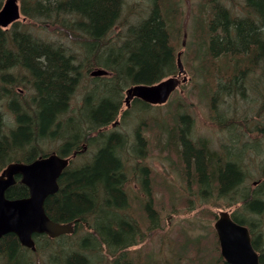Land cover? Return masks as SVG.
<instances>
[{"label":"trees","instance_id":"trees-1","mask_svg":"<svg viewBox=\"0 0 264 264\" xmlns=\"http://www.w3.org/2000/svg\"><path fill=\"white\" fill-rule=\"evenodd\" d=\"M19 2L25 21H17L8 29L0 27V173L6 163H31L47 156L48 144H57L52 151L60 157L71 155L82 143L93 146L97 150L90 163L67 167L59 179L58 192L45 204L55 222L72 224L80 218L92 231L78 242L69 235H36L35 252L24 247L16 235H4L0 239V264H35V255L41 252L46 253L47 264H97L103 257L102 253L98 256L102 250L111 258L110 264H136L124 253L141 241L139 223L127 214L131 204L126 188V155L132 151L142 160L147 141L141 131L142 121L134 129L132 144L123 132H105V128L121 115L119 98L125 87L153 85L178 74L181 23L176 2L150 0L145 17L116 39L109 35L120 24L126 0ZM3 3L0 0V9ZM242 5L239 15L215 0H202L193 34L197 43L193 49L197 61L194 70L201 80L197 86L209 103L212 119L228 128V143L217 151L207 138L197 139L194 118L182 108L176 110L167 143L179 156L184 179L196 184L202 200L214 197L229 207L239 206L231 213L232 218L250 229L260 252V264H264V236L260 231L264 178L254 188L245 186L248 173L241 158L246 145L233 138L229 129L233 120L226 119L218 109L219 102L246 99L247 91L252 90L260 98V113L264 114V0H243ZM49 30L55 39L67 38L66 45L55 46L37 35ZM84 67L88 71L103 68L109 75L93 77L94 87L85 92L75 111L72 101ZM21 85L31 92L30 98L24 96ZM133 105L147 112L152 108L138 99ZM129 114L126 110L122 116L126 119ZM256 127L259 135L264 134V127ZM261 148L257 144L253 152L262 155ZM147 173V167L141 168L143 188L150 196ZM6 196L23 199L29 196V190L17 182ZM144 208L152 222L150 230L159 228L151 199ZM194 240L199 254L204 250L202 238ZM214 248L220 250L218 240ZM171 259L180 262L175 250ZM204 261L202 257L200 264ZM207 264L227 263L219 253L216 263Z\"/></svg>","mask_w":264,"mask_h":264},{"label":"rangeland","instance_id":"rangeland-1","mask_svg":"<svg viewBox=\"0 0 264 264\" xmlns=\"http://www.w3.org/2000/svg\"><path fill=\"white\" fill-rule=\"evenodd\" d=\"M175 2L176 14L181 23V34L177 38L180 40L178 49L183 51L181 53L182 63L187 73L180 79L185 78V82L181 83L166 104L153 105L149 112L138 110L137 106L134 107L132 100L127 107L124 101L125 93H123V106L121 115L117 119V125L105 129L108 132L113 129L120 130L128 137L129 144H132L134 129L139 123L141 124V120H144L141 125V131L147 141L144 158L138 162L139 159L132 151L126 155V168L129 177L126 188L130 196L131 213L133 212L134 218L139 223L141 239L137 245L129 249L126 259H132L136 264H200L202 257L205 259L203 264L216 263L220 253V250L214 248V242L217 240L214 224L218 213L220 211L232 213L239 207L238 205L229 207L223 200H216L214 197L202 200L196 184L189 183L184 179L183 166L179 156L167 143L169 129L173 124L177 108L185 109L192 115L195 121L194 136L197 139L207 138L212 149L219 151V147L227 144L230 139L228 128L217 124L212 119L209 103L204 100L199 91L198 86L201 80L194 70L197 67V61L196 51L193 49L197 43L193 34L200 16L199 8L202 0H175ZM149 3L150 0H126L120 24L109 37L116 39L118 34L124 33L134 21L144 18L150 9ZM21 21L25 20H22L21 17ZM48 32L46 34L37 32V35L41 39L46 38L47 41L55 40L56 35ZM97 69L88 72L84 67L81 70L83 77L72 101V109L75 111L77 110L75 107L80 105L85 92L94 87L95 82L91 72ZM247 95L246 99L239 97L234 101L227 100V104L219 102L218 109L220 113L227 116L226 119L230 117L228 120H233V124H230L229 128L233 130V138L237 137L241 144L246 145L241 158L249 178L246 180L245 186L254 188L256 183L261 182L264 178L262 175L264 154L259 155L253 152L254 146L257 144H260L264 151V134L259 135V131L256 129L257 124L264 127V114L260 113L263 104L260 103L258 95L252 90H248ZM24 96L27 94L24 93ZM126 110L130 114L124 119L122 115ZM5 112L10 117V114ZM69 114L74 115V113ZM56 145L53 144L52 149ZM93 149V146L89 148V150ZM141 165L149 170L150 196L143 188L139 173ZM150 199L157 212V223L160 225L155 230H150L152 222L148 219L144 208L145 203ZM260 231L264 236V216L261 218ZM86 234L81 228L78 231L74 230L68 238L78 242ZM198 236L202 238L200 245H202V250L204 249L199 254L197 247L192 244L195 241L194 238ZM174 250L180 256L179 263L171 259ZM101 253L103 257L97 264H110L111 258L108 257V254L102 250L98 256ZM35 256V264L38 261L40 264H47L45 252Z\"/></svg>","mask_w":264,"mask_h":264},{"label":"water","instance_id":"water-1","mask_svg":"<svg viewBox=\"0 0 264 264\" xmlns=\"http://www.w3.org/2000/svg\"><path fill=\"white\" fill-rule=\"evenodd\" d=\"M21 18L18 0H5L0 10V26L7 29ZM179 74L153 85H136L127 90L126 103L138 98L153 105L165 104L178 86L185 82L179 77L185 73L182 61L178 60ZM107 74L105 70L92 73L93 76ZM68 161L55 152L40 157L31 163L10 164L0 174V239L14 234L20 243L33 251L35 235L59 237L72 232V224L52 220L45 208L46 200L59 190V179L67 168ZM21 176L22 184L29 189V196L23 199H8L6 192ZM220 253L227 264H260V255L255 250L250 229L236 222L228 211H220L214 224Z\"/></svg>","mask_w":264,"mask_h":264},{"label":"bare ground","instance_id":"bare-ground-1","mask_svg":"<svg viewBox=\"0 0 264 264\" xmlns=\"http://www.w3.org/2000/svg\"><path fill=\"white\" fill-rule=\"evenodd\" d=\"M5 1V0H4ZM215 2H217L218 4H220L221 6H223L226 10H229L232 14H235V13H238L239 15L241 14V12H242V7H243V0H215ZM4 4V3H3ZM2 7H3V5H2ZM2 7H1V9H2ZM0 9V10H1ZM22 17V20H25V17L22 15L21 16ZM21 19V18H20ZM207 18H203V20H206ZM141 20V19H140ZM139 20V21H140ZM20 21V20H19ZM139 21L137 20V21H134L131 25H135V24H137V23H139ZM1 27V26H0ZM1 28H3V27H1ZM3 29H5V28H3ZM48 31H42V32H39V33H44V34H46ZM48 33H50V32H48ZM44 41H47L46 40V38H44L43 39ZM49 42H53V43H55V46H65L66 45V43H67V38H65V37H62V36H59L57 39H55V40H53V41H48V43ZM183 51L182 50H180L179 51V49H178V51H177V55H176V63H178V60L180 59L181 61H182V55H181V53H182ZM177 67H178V65H177ZM98 70H105L106 72H107V74H104V75H100V76H107V75H109V72L106 70V69H103V68H98L97 70H94L93 72H95V71H98ZM88 72H90V71H88ZM93 72H91V76L92 77H100V76H93L92 75V73ZM15 75H17V74H15ZM82 76H83V74H82ZM81 83V82H80ZM21 88H22V90H23V92H25L26 94H27V96L30 98V91L27 89L26 91H24V89H23V86L21 85L20 86ZM132 87V86H131ZM2 86H0V90H2ZM21 88H18L19 90H21ZM130 88V86L129 87H125L124 88V91H123V93H125V97H124V101H125V104L127 105V103H126V98H127V90ZM78 89V88H77ZM77 92V91H76ZM123 93L120 95V98H119V101L122 103V98H123ZM75 96V95H74ZM136 99H138V98H136ZM74 100V99H73ZM138 100H141V99H138ZM141 101H143V100H141ZM144 102V101H143ZM146 103V102H145ZM73 104V103H72ZM147 104H149V103H147ZM123 105V104H122ZM149 105H151V106H153V104H149ZM127 107H129L128 105H127ZM137 108H138V110H141L140 109V107H138L137 106ZM136 116H138V115H136ZM10 121H12V123H14V121L12 120V119H10ZM142 121V124H143V122H144V120H141ZM118 122V121H117ZM117 122H114L112 125H110V126H113V127H115L116 125H117ZM108 128V127H107ZM106 129V128H105ZM113 131L114 132H121L120 130H114L113 129ZM105 132H108V131H106L105 130ZM112 132V131H111ZM86 144H84V143H82V144H80V146H79V148H76V150H74L73 152H72V154L71 155H69V156H67V157H60V158H62V159H65V160H67L68 161V166L67 167H69L71 164H74L73 165V167H75V168H80V167H83V166H85V165H87L88 163H90V161H91V159H92V157L94 156L93 154L96 152V150L97 149H93V150H89V148L90 147H86L85 146ZM38 147H40V144L39 145H37ZM52 146H53V144H48L47 145V148H48V150L50 151L49 153H52L53 151V149H52ZM42 148H45V145H43L42 146ZM52 149V150H51ZM77 159V160H76ZM76 160V161H75ZM141 159H139L138 160V162L140 161ZM14 163H20V162H14ZM7 165H9V163H6ZM11 164H13V163H11ZM137 165H140V164H137ZM144 166H139V173H140V176H141V179H142V174H141V168H143ZM137 171V170H136ZM126 174H127V182H129V177H128V173H127V168H126ZM148 180H149V170H148ZM16 182H15V184L17 183V182H20L21 184H22V182H21V180H22V178H21V176H17L16 178ZM247 179H249L248 178V175L245 177V181L247 180ZM257 183H259V182H257ZM256 183V184H257ZM14 184V185H15ZM24 185V184H23ZM149 186H150V181H149ZM28 188V187H27ZM29 190V189H28ZM128 214V216H129V218L130 219H132V221H134V222H136V224H138V221L134 218V215H133V212L131 213H127ZM264 214V213H263ZM264 215H262V217H263ZM262 217H260V218H262ZM260 221H261V219H260ZM73 223V226H76V228H77V231L79 230V229H81L82 228V230H83V232H85V233H87V234H89L92 230L90 229V227H89V224L86 222V221H83L82 219H80V218H78V219H76V220H74V221H72ZM87 231V232H86ZM86 234V235H87ZM85 235V236H86ZM85 236H83L82 238H84ZM81 238V239H82ZM252 241H253V236H252ZM253 246H254V244H253ZM254 248H255V246H254ZM255 250L258 252V254L260 255V252L255 248ZM128 251H129V248H127V249H125V251H124V253H128Z\"/></svg>","mask_w":264,"mask_h":264}]
</instances>
